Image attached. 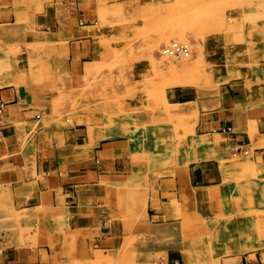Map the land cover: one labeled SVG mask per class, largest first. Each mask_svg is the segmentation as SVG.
Returning a JSON list of instances; mask_svg holds the SVG:
<instances>
[{
	"label": "rangeland",
	"instance_id": "374dc122",
	"mask_svg": "<svg viewBox=\"0 0 264 264\" xmlns=\"http://www.w3.org/2000/svg\"><path fill=\"white\" fill-rule=\"evenodd\" d=\"M77 6L91 12L83 24L90 26L95 49L82 63L68 60L63 38L66 10ZM80 21L75 16L76 25ZM172 41L190 43L194 52L186 62L200 63L181 73L191 78V87L169 86L177 72L167 60H157L158 49ZM0 58V72L8 71L12 84L32 88L46 122L66 135L58 169L80 167L76 155L88 132L103 143L127 144L122 172L102 182L124 238L116 264L142 257V251H127L128 243L137 248L142 235L128 239L127 232L142 233L158 221L150 201L162 184L179 180L184 187V177L205 160L191 157L209 154L217 155L206 160L217 167L225 192L220 210L210 216L192 209L184 189L181 201H173L175 220L164 221L175 233L168 239L181 249L185 264H242L264 252L247 249L264 243V160L254 156L255 148L236 143V129H242L232 121L208 123L222 89L230 86L238 90L243 84L254 104L264 105V0H0ZM224 75L228 82L219 80ZM236 110L258 129L259 135L248 130L250 139L264 138V106L241 102ZM112 125L124 134L109 133ZM73 134L81 138L73 141ZM259 147L264 153V145ZM97 160L94 153L83 157ZM39 215H13L6 230L40 234L46 221Z\"/></svg>",
	"mask_w": 264,
	"mask_h": 264
},
{
	"label": "crops",
	"instance_id": "0c3cea01",
	"mask_svg": "<svg viewBox=\"0 0 264 264\" xmlns=\"http://www.w3.org/2000/svg\"><path fill=\"white\" fill-rule=\"evenodd\" d=\"M75 16L81 19L80 24L76 25ZM91 16V12L78 6L66 10L63 38L68 43L69 61L82 63L94 57L90 26L83 24L90 22ZM8 74L0 72V102L6 104L0 112V264H116L124 238L104 200L106 187L102 182L122 172L120 158L127 154V144L103 143L93 131L92 135L88 132L82 137L85 143H81L80 155H76L82 161L80 167H65L61 171L55 164L66 145V135L63 137L46 122L43 104L32 88L25 83L4 84ZM221 93L218 108L213 110L208 123L232 121L242 129L240 133L235 131L236 143L251 147L248 130L253 128L249 127V119L242 120L238 110H234L241 102L245 107L264 105L254 104L250 90H245L243 84L238 90L230 86ZM178 94L184 97V93ZM253 130L258 134L257 128ZM73 136V141L81 138ZM254 148H250L254 149V156L264 160V153L259 150L263 147ZM92 153L98 160L84 162L83 157ZM184 178V187L179 180L162 184L150 201L158 221L148 224L142 233L127 232L128 239L142 235L137 248L128 243V253L143 252L137 261L128 258L127 264H185L181 249L173 245L172 238L168 239L175 233L167 231L164 224L176 218L178 206L174 199L181 201L184 189H188L190 207L212 216L220 210L225 192L211 160L200 161ZM185 204L182 203L183 207ZM38 214L46 221L40 234L34 230L7 232L6 220L13 215L29 219ZM242 264H264V252L246 257Z\"/></svg>",
	"mask_w": 264,
	"mask_h": 264
},
{
	"label": "bare ground",
	"instance_id": "6f19581e",
	"mask_svg": "<svg viewBox=\"0 0 264 264\" xmlns=\"http://www.w3.org/2000/svg\"><path fill=\"white\" fill-rule=\"evenodd\" d=\"M190 44V43H189ZM190 46H191V44H190ZM192 47V46H191ZM193 52H194V50H193ZM192 55H193V53H192ZM192 55H191V57H192ZM191 57H189V58H191ZM189 58H187V57H184V56H182V57H168V58H166V59H164V60H167L170 64H171V66H172V68H173V70H174V72H177L176 73V76H174V77H172L170 80H169V83H168V85L169 86H171V87H191V85L193 84V82H192V80H191V78L190 77H188V76H186L187 74L186 73H190V72H187V71H190V70H193V69H195V68H197V67H200V63L199 64H197V63H194V65H189V64H187V62H186V60L187 59H189ZM198 59V58H197ZM197 59H195V61H190V62H196V60ZM157 60L158 61H160V62H163L164 60L163 59H159V58H157ZM198 61V60H197ZM183 62V63H182ZM200 62V61H199ZM158 65V64H157ZM165 65V64H164ZM163 65V66H164ZM162 66V65H161ZM161 66H159V67H161ZM157 67V66H156ZM166 67V66H165ZM169 67V66H168ZM167 68V67H166ZM170 70V69H169ZM169 70H167V71H169ZM172 70V69H171ZM226 71V70H225ZM180 74H179V73ZM184 72H186L184 75H182L181 73H184ZM225 74V73H224ZM219 80L220 81H223V82H228L229 81V78L228 77H225V75L224 76H222V77H220L219 76ZM12 84V83H14V81H13V79H11L10 77H9V75L7 76V78H5V82H4V84ZM194 85V84H193ZM195 86H196V84H195ZM198 87V86H197ZM120 101V100H119ZM174 113V112H173ZM172 114V113H171ZM176 114V113H175ZM174 114V115H175ZM182 114V113H181ZM180 115V114H179ZM178 116V115H177ZM125 120V119H124ZM122 124H123V122H121ZM100 127H98V129H99ZM108 129V132L109 133H111L112 135H122V134H124V131L120 128V127H118V126H116V125H112V126H110V127H108L107 128ZM104 130V129H103ZM237 131H241V130H238V128L236 129ZM102 131V130H101ZM249 131H250V129H249ZM102 134H103V132H102ZM128 135V134H127ZM251 135V134H250ZM257 135V134H256ZM110 138V137H109ZM251 142H252V144H251V147H259V146H261V145H264V139H259V138H257V136L255 137V136H251ZM204 145H206V146H211L212 144H211V142L210 141H204V143H203ZM249 149V148H248ZM248 152V151H247ZM246 152V153H247ZM215 153V152H214ZM199 159H217V155H206V156H203V157H201V158H198V157H196V156H192L191 157V160H199ZM218 161V160H217ZM264 227V226H263ZM262 229V228H261ZM263 231V230H262ZM255 244V243H254ZM261 247H264V243H262V244H259V245H254L253 247L252 246H250V248H248L247 247V249L248 250H250L251 248H252V250L253 249H255V248H261ZM184 250V249H183ZM241 250H243V249H241ZM186 251V250H185ZM191 261V260H190ZM95 262V261H94Z\"/></svg>",
	"mask_w": 264,
	"mask_h": 264
},
{
	"label": "built area",
	"instance_id": "2783aa9c",
	"mask_svg": "<svg viewBox=\"0 0 264 264\" xmlns=\"http://www.w3.org/2000/svg\"><path fill=\"white\" fill-rule=\"evenodd\" d=\"M193 48L187 41H172L168 45H163L157 51V58L166 59L168 57H191ZM6 104L0 102V112H3ZM231 130V128H229Z\"/></svg>",
	"mask_w": 264,
	"mask_h": 264
}]
</instances>
